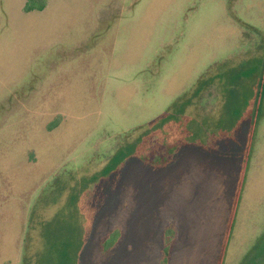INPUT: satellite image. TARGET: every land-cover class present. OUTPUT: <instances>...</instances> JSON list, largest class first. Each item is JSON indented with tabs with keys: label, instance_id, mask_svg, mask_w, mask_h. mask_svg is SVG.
<instances>
[{
	"label": "rangeland",
	"instance_id": "1",
	"mask_svg": "<svg viewBox=\"0 0 264 264\" xmlns=\"http://www.w3.org/2000/svg\"><path fill=\"white\" fill-rule=\"evenodd\" d=\"M25 2L0 0V264H34L37 247L72 263L76 246L78 264H160L169 226L167 264H264V93L221 154L183 146L167 166L129 157L76 183L215 63L260 56L264 0Z\"/></svg>",
	"mask_w": 264,
	"mask_h": 264
},
{
	"label": "trees",
	"instance_id": "2",
	"mask_svg": "<svg viewBox=\"0 0 264 264\" xmlns=\"http://www.w3.org/2000/svg\"><path fill=\"white\" fill-rule=\"evenodd\" d=\"M45 6L46 0H26L23 11H41ZM260 48L262 53L256 58L236 61V57H230L215 63L199 77L190 90L172 102L162 115L146 126L137 127V131L125 134L123 142L116 148L102 169L90 178H81L76 182L80 186L79 193L87 183L104 179L116 171L119 165L129 157L136 156L151 167L161 168L170 164L178 149L183 146H197L211 152L219 151V144L216 145V140H224L226 136L230 138L239 120L247 117L245 110H250L251 118L258 111L257 106L264 93V41ZM213 90L218 102L206 107L204 93ZM167 125L170 127L178 125L179 129L176 133H172L165 128ZM154 136H159L160 140L152 145L151 139ZM211 139L215 140L213 145L207 143V140L211 141ZM229 141L227 140V143ZM119 238L118 230L106 233L99 241L102 252L111 250ZM61 243L64 248L69 244L66 239ZM161 244L160 264H167L174 244V230L171 226L163 230ZM78 248L76 246L74 250L72 263L67 258L66 250H62L54 264H78L81 247L79 250ZM48 250L49 253L54 251L53 247ZM41 254V247H37L34 264H43ZM46 259L50 261L48 257Z\"/></svg>",
	"mask_w": 264,
	"mask_h": 264
},
{
	"label": "crops",
	"instance_id": "3",
	"mask_svg": "<svg viewBox=\"0 0 264 264\" xmlns=\"http://www.w3.org/2000/svg\"><path fill=\"white\" fill-rule=\"evenodd\" d=\"M226 144H228V143H226ZM202 152H204V151H202ZM204 153H207V154H210V153H216V154H221V153H219L218 151H216V152H214V151H205Z\"/></svg>",
	"mask_w": 264,
	"mask_h": 264
}]
</instances>
